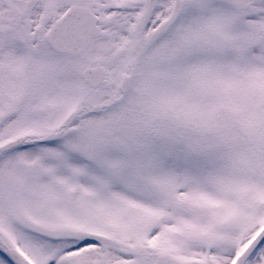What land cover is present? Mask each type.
<instances>
[{
	"label": "snow or ice",
	"instance_id": "obj_1",
	"mask_svg": "<svg viewBox=\"0 0 264 264\" xmlns=\"http://www.w3.org/2000/svg\"><path fill=\"white\" fill-rule=\"evenodd\" d=\"M0 264H264V0H0Z\"/></svg>",
	"mask_w": 264,
	"mask_h": 264
}]
</instances>
